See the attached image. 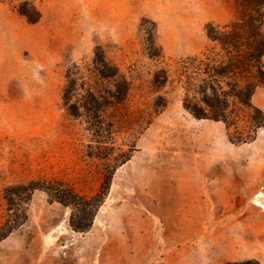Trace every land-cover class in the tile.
I'll use <instances>...</instances> for the list:
<instances>
[{
	"label": "rangeland",
	"instance_id": "obj_1",
	"mask_svg": "<svg viewBox=\"0 0 264 264\" xmlns=\"http://www.w3.org/2000/svg\"><path fill=\"white\" fill-rule=\"evenodd\" d=\"M245 12L242 0H0V229L9 208L23 220L0 264H264V85L255 110L229 104L228 127L188 110L211 114L209 58L223 52L207 29ZM100 55L123 78L97 81ZM68 68L95 90V116L80 90L63 105ZM32 180L85 200L108 188L88 209L41 190L7 201Z\"/></svg>",
	"mask_w": 264,
	"mask_h": 264
},
{
	"label": "trees",
	"instance_id": "obj_2",
	"mask_svg": "<svg viewBox=\"0 0 264 264\" xmlns=\"http://www.w3.org/2000/svg\"><path fill=\"white\" fill-rule=\"evenodd\" d=\"M242 5L248 12L238 20L224 25L222 27H213L211 30L207 29V36L214 41H217L222 49V59L215 57L209 58L211 65L208 67L210 79L208 85L211 89V99L203 100L202 102L211 108V114H205L198 112L196 108L188 109L197 118H208L215 121H222L227 127L232 125L230 123L228 106L231 103H236L247 110L255 107L251 103V97L255 88L258 85H264V67L261 57L264 53V0H242ZM18 12L27 18L28 21L35 20L28 10L24 6L19 7ZM211 59V60H210ZM93 68L92 76H96L97 81L99 79L107 80L109 77L118 75L117 71H109L107 68L105 59L103 56H98ZM76 66H73V68ZM95 73V74H94ZM208 74V75H209ZM77 72H73L72 68L66 70V87L63 95V105L66 106L69 98V93L73 89L84 92L85 98L83 101V107L88 112H95L98 107L97 98L95 97V91L91 86H84V75L80 76L79 83L76 79ZM123 78L122 75H118ZM222 79H228L227 82H222ZM123 81V80H122ZM127 82L124 80L122 89L117 87V98H125L128 87ZM226 85L227 88H224ZM211 100V102H210ZM93 105H88V103ZM66 111L75 116L70 110L66 108ZM250 138H244L242 142L248 141ZM20 190V194L17 192H8L12 189H7L6 199L9 203L13 204L15 198L19 199V195L24 194L29 196L35 190H41L47 194L52 200L58 201L64 205H70L74 208H91L95 202H100L106 190L108 184L101 186V189L91 200H85L76 194L70 187L59 184L57 187H52L49 182L46 181H29L24 185L14 187ZM12 209V211L10 210ZM11 211L10 224L2 230L0 229V239L11 232L17 225L22 223L23 220L17 221L18 214L14 212V208H9ZM90 210V209H89ZM85 228V225L82 229Z\"/></svg>",
	"mask_w": 264,
	"mask_h": 264
},
{
	"label": "bare ground",
	"instance_id": "obj_3",
	"mask_svg": "<svg viewBox=\"0 0 264 264\" xmlns=\"http://www.w3.org/2000/svg\"><path fill=\"white\" fill-rule=\"evenodd\" d=\"M257 196H258V198H259L260 200H262V201L264 202V200L262 199L264 195H263L262 193H259Z\"/></svg>",
	"mask_w": 264,
	"mask_h": 264
},
{
	"label": "built area",
	"instance_id": "obj_4",
	"mask_svg": "<svg viewBox=\"0 0 264 264\" xmlns=\"http://www.w3.org/2000/svg\"><path fill=\"white\" fill-rule=\"evenodd\" d=\"M259 205H262L261 203H259Z\"/></svg>",
	"mask_w": 264,
	"mask_h": 264
}]
</instances>
